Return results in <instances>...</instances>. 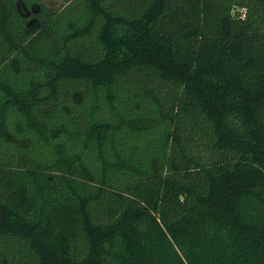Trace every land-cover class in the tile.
<instances>
[{"label": "trees", "instance_id": "16d2710c", "mask_svg": "<svg viewBox=\"0 0 264 264\" xmlns=\"http://www.w3.org/2000/svg\"><path fill=\"white\" fill-rule=\"evenodd\" d=\"M11 4L0 264H264V0Z\"/></svg>", "mask_w": 264, "mask_h": 264}, {"label": "rangeland", "instance_id": "374dc122", "mask_svg": "<svg viewBox=\"0 0 264 264\" xmlns=\"http://www.w3.org/2000/svg\"><path fill=\"white\" fill-rule=\"evenodd\" d=\"M67 1L68 0H11L14 17H20L16 19L15 25L20 29L23 26V18L29 19L31 17V14L28 12L31 11L30 8H33L34 11L39 10L41 14L43 13L42 11H46L47 14L51 15L66 6ZM22 13L25 14L23 15ZM231 14L235 17H244L245 10L235 8Z\"/></svg>", "mask_w": 264, "mask_h": 264}]
</instances>
